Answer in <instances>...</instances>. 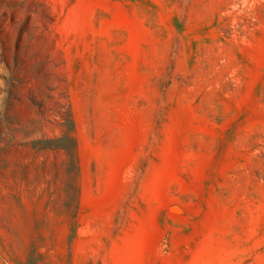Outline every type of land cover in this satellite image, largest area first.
Segmentation results:
<instances>
[{
	"label": "rangeland",
	"instance_id": "374dc122",
	"mask_svg": "<svg viewBox=\"0 0 264 264\" xmlns=\"http://www.w3.org/2000/svg\"><path fill=\"white\" fill-rule=\"evenodd\" d=\"M0 264H264V0H0Z\"/></svg>",
	"mask_w": 264,
	"mask_h": 264
}]
</instances>
